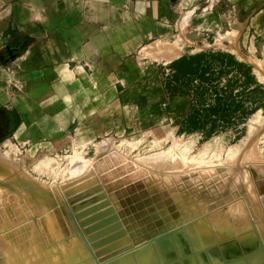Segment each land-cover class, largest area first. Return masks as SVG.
I'll list each match as a JSON object with an SVG mask.
<instances>
[{"label":"rangeland","instance_id":"374dc122","mask_svg":"<svg viewBox=\"0 0 264 264\" xmlns=\"http://www.w3.org/2000/svg\"><path fill=\"white\" fill-rule=\"evenodd\" d=\"M174 4L177 8V32L171 43L178 49L179 58L219 53L230 55L237 63L243 64V72L247 73V68L250 69L253 78L248 83H245L237 69L220 84L218 82V88L222 89L228 85L227 79L234 77L230 91L237 99V104L248 114L246 118L240 122L236 120L232 125L221 122L218 132L211 137H206L201 131H189L195 127L192 125L194 119L189 120L192 113L191 98L173 96L172 91L168 93L164 88L166 80L173 75L171 65L176 59L158 67L161 116L154 123L157 124L154 129L145 131L141 136L126 133L119 143L109 137L96 143V147L84 145L81 149H70L68 152L54 151L48 155L39 153L35 156L34 152L29 155V150L9 140L8 131L0 139V151L7 161L0 162V181L12 189L9 192L7 187L0 185V219L5 230L11 228L9 224L14 214L20 212L11 200L18 194L20 202L29 201L26 204L28 207L38 204L40 208L54 209L60 203L59 206L64 208L63 201H52L53 195L54 192H65L70 183L78 180L77 176L71 174L77 163L86 168L80 179L92 174L90 179L80 182L81 187L100 184L109 201L110 197L119 196L126 201L127 196L133 206L144 204L145 211L155 207L160 212L159 205L169 200H173L179 210L176 197L178 202L187 203V209H190L187 202L190 197H198L194 205L197 207V203L201 204V209L213 205L214 209L210 212L178 228L186 229V236L196 237V246L206 242L204 232L209 231L210 227L207 224L209 219L205 216L209 215L215 222L231 224L225 228V237L211 230L209 242L225 244L230 239L248 234V242H255L243 249L257 247L258 238L264 248V212L258 198V187L264 183V0H175ZM211 127V123L206 124V129ZM48 158L58 162L55 169V162ZM114 170L117 178L112 179L114 176L110 173ZM102 175L112 181L103 183ZM228 182H233V185L226 192L224 189L229 186ZM226 194L229 195L228 203L219 205L220 198ZM20 196H26L27 199ZM209 198L212 203L208 202ZM234 201L242 202L244 210L233 213L236 221L227 219L224 222L230 212L227 211L230 208L228 205ZM110 204L112 212L118 214L115 203ZM3 207H17V210L6 216L7 211ZM6 217H10V222ZM20 220L21 215L18 217ZM241 223L247 225L240 227ZM196 228L199 237L195 233ZM5 235L8 233L0 237ZM188 242L182 235V238L176 237V240L172 238L169 244L177 245L180 251L178 255L184 261L195 264L194 257L190 256L193 253L192 246L189 245L190 251L187 253L182 251L183 244ZM232 243L225 246L226 251L238 252L240 247L232 249ZM136 248L130 249L131 252Z\"/></svg>","mask_w":264,"mask_h":264},{"label":"crops","instance_id":"0c3cea01","mask_svg":"<svg viewBox=\"0 0 264 264\" xmlns=\"http://www.w3.org/2000/svg\"><path fill=\"white\" fill-rule=\"evenodd\" d=\"M174 2L0 0V129L35 156L154 129Z\"/></svg>","mask_w":264,"mask_h":264},{"label":"bare ground","instance_id":"6f19581e","mask_svg":"<svg viewBox=\"0 0 264 264\" xmlns=\"http://www.w3.org/2000/svg\"><path fill=\"white\" fill-rule=\"evenodd\" d=\"M48 160L55 162V166L53 167L55 169L58 162L51 158H48ZM0 162H7L6 160H4L1 151ZM38 167L39 166H36V168ZM84 168L85 165L82 167L81 165H78L76 163L71 174L72 176H77L78 180L70 183L65 192L62 193V191L64 190L54 192L55 195H53L54 199L52 201H63L65 204V207L63 208L64 212L61 211L60 213L49 214V212H53L56 207H54V209L48 207L40 208L38 204L33 207H28L26 204H28L29 201H27V203L20 202L19 194H16L17 196L11 199L15 203L12 205L18 206L20 212H16L15 214L17 215L14 214L12 223L9 224L11 225V228L9 229L5 230L3 228L4 226L0 219V235H2L3 233H8V235H5V237H0V254L3 258L1 264H89L88 262L92 261V258H94L95 261L92 264H192V262L188 263L186 262V260L184 261L182 257H179L178 254L180 253V251L177 245L172 244V246H170L169 244L170 240L172 241V238L176 240V237L177 239H179L182 238V235H184L185 238H187V240L189 241L187 244H183L182 251L183 253L184 251L187 253L188 251H190L189 245H191L193 248V253H190V256L194 257L196 261L195 264H256L257 262L264 259V248L259 238L256 239L257 247L249 250L243 249L246 246H251L252 243L255 242H248V234L238 239H230L225 244L216 243V241H208L211 240V230L216 231L218 236L225 237V228H228V225H231L227 222V219L236 221L233 217V213L241 212V210H244L242 202L236 203L234 201L235 205L234 202H231V204L228 205L230 206V208L227 207V211L230 212L224 218V222H227L226 225L223 224V222H215L209 215L205 216L207 220L209 219V222H207V224L210 227L209 231L205 230L204 232L206 235V242L215 243V245H207V243L204 241L203 244H199L198 246H196V237H188L184 233L186 229H178L172 232L170 236H168V240L162 243V246L158 244L156 239L140 242L137 245H134L133 242L131 244L130 241V245L132 248L137 247L135 251L131 252V250L128 249L126 250V252H123L120 255L107 257L101 260L102 256L107 255L103 253H105V251L108 249L107 246H109L108 242L110 241H106L101 245H98L96 239H93V237L95 235L96 237L101 235L100 230H96L99 231L98 233L96 231H86V228H88L91 224L81 225L82 218L79 216V212L83 209L78 210V208H75L76 205H81V203L85 201L84 199H87L88 197H84L75 201L70 200L72 196L77 194L76 192L78 188L82 186L80 185V182L82 181L83 183L86 180L90 179V177L92 176V174L89 173V176L86 177L88 179H80L83 177ZM0 185L1 187H7V190H9V192L10 190H12L8 184H4V181H0ZM232 185L233 182H231V184L229 183V186H226L224 190L228 192V188L230 190L232 188ZM226 195L224 197L221 195L222 197L220 198L219 205H221V202L223 200H225V202L228 201L229 195ZM20 197L23 199H27L26 196ZM111 198L112 197H110V203ZM178 200L179 199H177L176 197V203L178 204L180 211L176 208L173 200H169L167 201V203L163 201L159 205L161 212L157 211V208L155 207H151V209L149 208L148 211H145L143 209V211L147 213V218H152V211L154 210L155 212L153 214H158L160 219H164L166 217H171L173 214L178 215L180 218L190 217L194 213H199L202 210L201 204L197 203V207L194 205V200L198 201V197L194 199L190 197L188 199L187 202L189 203L188 205L190 209H187V207H185L187 203L184 204L183 202H178ZM59 204H56L57 207H60ZM148 204L149 203H147V205ZM231 205H233L234 207H231ZM3 208H5L7 211L6 216H10L17 210V207ZM203 208L206 209L205 206ZM106 210L108 209H104L103 211L105 212ZM110 211L111 213H108L107 217H104L103 215V217L105 218V220L103 221L107 223L108 220H111L112 223H118V225L121 227L118 230L121 231L123 229V233L126 235L125 237H128L129 240V234H127L126 227L123 225L122 220L118 218V214H116V212L114 214V212H112V209ZM164 211L167 212L166 216L162 215V212ZM137 213H140V210L137 209ZM19 215L22 216V220H20V222L18 221ZM36 215H38L39 217H35ZM6 218L7 221L10 222V217ZM99 218L96 219L94 224L102 220ZM114 219L115 221H113ZM151 223L155 226V222L153 221V219ZM252 223L255 224L253 219ZM244 224L247 225L246 223ZM244 224L241 223L240 227H245ZM235 227H237V225L234 226V228ZM107 228V231H112L109 230V225H107ZM103 230L106 231L105 229ZM138 230H141V228H138ZM136 231L137 229L134 231L135 234ZM195 233L199 237L197 228L195 229ZM230 242H233L231 245L232 247L230 248L234 249V247L236 246L240 247L238 249V252L233 251L232 249L231 252L226 251L225 246ZM149 243H153V245L155 246V250L147 245ZM196 247L198 250H196ZM100 248H103V251L101 253H97V250ZM215 249L218 250L214 252ZM228 252L229 254L227 255Z\"/></svg>","mask_w":264,"mask_h":264},{"label":"trees","instance_id":"16d2710c","mask_svg":"<svg viewBox=\"0 0 264 264\" xmlns=\"http://www.w3.org/2000/svg\"><path fill=\"white\" fill-rule=\"evenodd\" d=\"M245 66L235 61L234 57L225 54L204 53L191 57H183L171 65L173 75L165 82V90L172 91L173 96H189L192 101V113L189 120H193L189 131L204 132L211 137L218 132L220 123L234 124L242 121L248 115L237 104L232 91L233 78L227 79V86L219 89V84L230 77L233 70H238L245 83L252 81L251 71L243 72ZM249 71V72H248ZM237 78V76H235ZM184 91H181L182 88ZM210 101V103H208ZM189 118V117H188ZM212 127L206 129V124ZM206 129V130H205ZM206 131V132H205Z\"/></svg>","mask_w":264,"mask_h":264},{"label":"water","instance_id":"95a60500","mask_svg":"<svg viewBox=\"0 0 264 264\" xmlns=\"http://www.w3.org/2000/svg\"><path fill=\"white\" fill-rule=\"evenodd\" d=\"M1 60L3 59L1 58ZM110 181L112 180H102L103 183H108ZM91 185L92 184H86L83 187L78 188L76 192L77 194L72 196L70 200L75 201L84 197H88L87 199H84L85 201H83L81 205H76L75 208H78V210L83 209L79 212V216L82 218L81 225L91 224L88 228H86V231H96L98 229L100 230L101 235L97 237L95 235L93 237V239H96L98 245H101L103 242L110 241L108 242L109 246H107L108 251L106 250L105 253H103L107 255L102 256L101 260L107 257H114L116 255H120L121 253L126 252V250L131 249L132 247L130 245V241L133 242L134 245H137L140 242L151 241L153 239H156L158 244L162 246V243L168 240V236H170V234H172V232L177 230L179 227L197 219L201 215H204L214 209V206L210 205L206 207V209L203 208L201 212H196L190 217L180 218L178 215L173 214L171 217H166L164 219H160L158 214H153L155 212L153 210L152 218H147V213L143 211L144 204H141L139 206H133V202H131V200L128 199L127 196H125L126 201H124V199L120 196L117 198H111V202L115 203L118 218L122 220L123 225L126 227V232L127 234H129L128 240V237H125L126 235L123 233V229L121 231L118 230L121 228L118 223H112L111 220H108L107 223L103 221L105 220L104 217H107L108 213H111V204L107 199V196L103 195L100 184H96L94 186ZM258 194L259 201L261 202V208L264 212V183H262L258 187ZM208 202L212 203L211 198L208 199ZM226 203L228 202H225V200H223L221 202V205H225ZM62 209L63 207H56L54 211L49 212V214L60 213L61 211L64 212V209ZM104 209L108 210L104 212ZM137 209L140 210V213H137ZM162 215L166 216L167 212H162ZM97 218L102 220L94 224ZM152 219L155 222V226L151 223ZM113 221H115V219ZM135 222H137L138 224H135ZM107 225L110 226L109 230L112 231H107ZM137 227L141 228V230H138ZM103 229H105L106 231H104ZM136 229L137 231L135 234L134 231ZM96 232L98 233L99 231ZM147 245L155 250V246L153 245V243H149ZM102 251L103 248H100L97 250V253H101ZM2 259V255L0 254V264L2 262ZM92 259V261L88 262L89 264L95 262L94 258ZM256 264H264V259L257 262Z\"/></svg>","mask_w":264,"mask_h":264},{"label":"flooded vegetation","instance_id":"af4514ba","mask_svg":"<svg viewBox=\"0 0 264 264\" xmlns=\"http://www.w3.org/2000/svg\"><path fill=\"white\" fill-rule=\"evenodd\" d=\"M7 128H5V127L3 128V126H2V129H0V139L3 138V137H5L7 135V133H8V131L11 132V130H9ZM10 128L13 129V127H10Z\"/></svg>","mask_w":264,"mask_h":264}]
</instances>
